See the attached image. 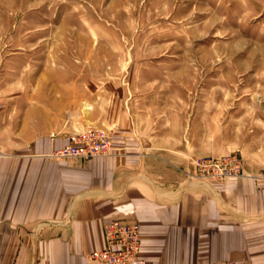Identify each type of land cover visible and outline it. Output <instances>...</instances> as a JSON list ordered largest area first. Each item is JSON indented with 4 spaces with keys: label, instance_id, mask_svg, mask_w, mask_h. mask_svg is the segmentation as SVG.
<instances>
[{
    "label": "rangeland",
    "instance_id": "rangeland-1",
    "mask_svg": "<svg viewBox=\"0 0 264 264\" xmlns=\"http://www.w3.org/2000/svg\"><path fill=\"white\" fill-rule=\"evenodd\" d=\"M123 108L184 181L260 178L264 0H0V153Z\"/></svg>",
    "mask_w": 264,
    "mask_h": 264
},
{
    "label": "crops",
    "instance_id": "crops-1",
    "mask_svg": "<svg viewBox=\"0 0 264 264\" xmlns=\"http://www.w3.org/2000/svg\"><path fill=\"white\" fill-rule=\"evenodd\" d=\"M129 118L112 115L106 155L53 158L66 135L0 153V264H87L111 219L139 225L149 264H264V180L184 181L163 158L179 151L140 137Z\"/></svg>",
    "mask_w": 264,
    "mask_h": 264
},
{
    "label": "built area",
    "instance_id": "built-area-1",
    "mask_svg": "<svg viewBox=\"0 0 264 264\" xmlns=\"http://www.w3.org/2000/svg\"><path fill=\"white\" fill-rule=\"evenodd\" d=\"M112 147V129L85 127L66 135V143L51 153L53 158L89 159L106 155ZM228 174L237 175V170ZM264 178V173L260 175ZM104 245L86 255L87 264H149L140 254L139 225L117 219L108 220L103 229ZM203 264H234L218 260Z\"/></svg>",
    "mask_w": 264,
    "mask_h": 264
}]
</instances>
